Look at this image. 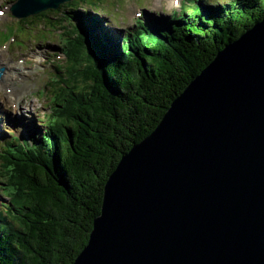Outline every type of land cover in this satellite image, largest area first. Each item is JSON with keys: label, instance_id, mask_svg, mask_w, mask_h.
I'll return each mask as SVG.
<instances>
[{"label": "trees", "instance_id": "1", "mask_svg": "<svg viewBox=\"0 0 264 264\" xmlns=\"http://www.w3.org/2000/svg\"><path fill=\"white\" fill-rule=\"evenodd\" d=\"M182 4L178 18L133 19L137 28L125 33L104 28L102 17L83 6L92 7L85 0L18 22L26 28L45 22L44 29L59 40L58 47L47 46L65 57L64 65L56 62L51 68L50 80L62 85L54 101L62 107L63 94L74 91L66 121L50 113L42 138L1 140L0 162L9 182L21 170L26 193L14 197L10 184L2 191L7 202L0 204V264H73L88 242L104 185L122 155L156 128L218 49L264 19V0ZM52 14L65 18L55 21ZM68 22L75 23L73 30L85 43L63 32ZM39 39L46 43V33ZM67 68L69 78L61 76Z\"/></svg>", "mask_w": 264, "mask_h": 264}, {"label": "water", "instance_id": "2", "mask_svg": "<svg viewBox=\"0 0 264 264\" xmlns=\"http://www.w3.org/2000/svg\"><path fill=\"white\" fill-rule=\"evenodd\" d=\"M68 1L17 0L10 12ZM73 264H264V19L122 155Z\"/></svg>", "mask_w": 264, "mask_h": 264}, {"label": "rangeland", "instance_id": "3", "mask_svg": "<svg viewBox=\"0 0 264 264\" xmlns=\"http://www.w3.org/2000/svg\"><path fill=\"white\" fill-rule=\"evenodd\" d=\"M14 0H0V67L4 68L2 77L0 79V122L5 121L4 126L10 129L14 121L20 123L30 122L33 128H30V135L37 134L44 131L45 117L48 113H57L56 117H61L60 121H66V109L68 107V98L74 91L72 88L69 93H64L62 98L63 106H60V101L54 98L62 93V85L56 84L55 79L50 80L52 77V66H46V58L51 62L57 60L59 66L65 64V59L57 51H51L47 46H59V40L52 35L50 31L41 26H26L20 23L23 31L18 36H12L11 32L7 30L4 36L1 31L7 28L16 27L17 20L10 15L9 3ZM78 1V0H77ZM90 3L92 7L83 5L89 10H97L99 15L103 18L102 26L109 28V30H117L119 32L137 28L133 19H141L143 21L150 17L162 20H169L168 17L176 15L178 18L179 7H183L182 2L186 0H179L180 5L175 6L173 0H85ZM206 5L201 7V13L206 14ZM182 9V8H181ZM180 9V10H181ZM33 17V16H32ZM55 21H62L65 15L56 16L52 14ZM30 18V17H28ZM26 18V19H28ZM23 20V19H22ZM180 20V19H178ZM64 23V22H62ZM74 24V22H72ZM64 32V31H63ZM41 33H46L47 42L40 41ZM51 34V36H48ZM11 38V40H10ZM52 41V42H50ZM50 55V56H49ZM56 55V57H51ZM45 63V64H44ZM68 68L64 73V77L69 78ZM59 77V76H56ZM48 88H47V86ZM73 113L74 110L70 109ZM11 118H14L11 119ZM12 132L0 131L1 135H13ZM39 134V135H38ZM9 172H7L0 165V204L7 202V198L3 197L2 191L7 184L12 185L13 189L10 193L15 195H25L26 191L22 190L25 186L26 176L21 173V170L13 173L12 182H9ZM23 201V200H19Z\"/></svg>", "mask_w": 264, "mask_h": 264}, {"label": "bare ground", "instance_id": "4", "mask_svg": "<svg viewBox=\"0 0 264 264\" xmlns=\"http://www.w3.org/2000/svg\"><path fill=\"white\" fill-rule=\"evenodd\" d=\"M11 119L14 120V118ZM4 123V120L0 122V131L14 133L11 135V137H13L16 141H20L21 143L25 140V137L29 135L30 128H33V126L30 125V122L20 123L19 121H14L10 129L5 128Z\"/></svg>", "mask_w": 264, "mask_h": 264}]
</instances>
